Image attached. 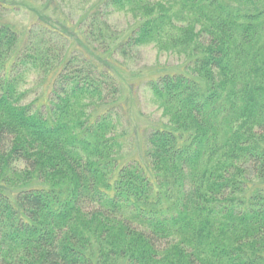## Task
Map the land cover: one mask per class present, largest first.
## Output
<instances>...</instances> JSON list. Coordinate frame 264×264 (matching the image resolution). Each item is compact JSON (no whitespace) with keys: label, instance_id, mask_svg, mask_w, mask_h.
I'll use <instances>...</instances> for the list:
<instances>
[{"label":"trees","instance_id":"1","mask_svg":"<svg viewBox=\"0 0 264 264\" xmlns=\"http://www.w3.org/2000/svg\"><path fill=\"white\" fill-rule=\"evenodd\" d=\"M96 2L0 0V264H264V0ZM147 44L184 62L130 156L115 57Z\"/></svg>","mask_w":264,"mask_h":264},{"label":"rangeland","instance_id":"2","mask_svg":"<svg viewBox=\"0 0 264 264\" xmlns=\"http://www.w3.org/2000/svg\"><path fill=\"white\" fill-rule=\"evenodd\" d=\"M62 10L65 12L64 18H69L75 22L78 20L83 6L89 0H62ZM97 0H90L96 4ZM67 12V13H66ZM8 19L12 22L26 26L35 20H43L53 26L60 27L63 20L57 15L47 11L37 9L22 8L8 14ZM109 21L123 33H126L131 24L130 13L114 11L108 16ZM71 30V29H70ZM71 33V32H70ZM72 35V34H71ZM73 36V35H72ZM75 44L76 42L73 41ZM121 65L116 70V77L122 89V100L126 105L124 129L130 134L131 140L129 155L137 156L141 151L145 131L158 121L165 120L161 110L155 103L150 91L145 87V81L152 75L163 69H179L183 64V56L173 51H160L154 44L140 46L134 50L131 57L124 59L115 57ZM35 75L26 73L24 88L33 89L28 93V99L32 100L39 89L34 80Z\"/></svg>","mask_w":264,"mask_h":264}]
</instances>
